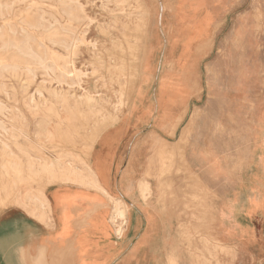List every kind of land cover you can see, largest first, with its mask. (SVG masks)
I'll list each match as a JSON object with an SVG mask.
<instances>
[{
    "label": "crops",
    "instance_id": "crops-1",
    "mask_svg": "<svg viewBox=\"0 0 264 264\" xmlns=\"http://www.w3.org/2000/svg\"><path fill=\"white\" fill-rule=\"evenodd\" d=\"M160 58L157 54L158 68ZM201 60L184 80L191 90L179 113L173 104L161 105L158 75L139 82L145 89L133 95L91 152L97 190L48 187L45 227L23 212L0 215V264H33L36 257L42 264H189L190 253H214L219 264H264V233L255 228L264 225V143L255 137L256 155L237 169L234 155H223L215 141L209 144L200 127L195 137L186 138L189 116L203 99ZM179 81L164 79L170 86ZM177 115L181 122L173 132ZM180 126L187 168L178 174L161 161L175 154ZM113 201L124 212L120 237L110 217Z\"/></svg>",
    "mask_w": 264,
    "mask_h": 264
},
{
    "label": "bare ground",
    "instance_id": "bare-ground-1",
    "mask_svg": "<svg viewBox=\"0 0 264 264\" xmlns=\"http://www.w3.org/2000/svg\"><path fill=\"white\" fill-rule=\"evenodd\" d=\"M11 1H0V92H4L7 89L5 84L1 82V78L8 76V78L19 80L20 82L25 81L26 83L21 86V90L22 92H26L28 84L33 83L35 78L40 75L42 80L36 86L35 94L25 96L23 101L32 114L41 113L45 122L49 120L51 122V119L55 118L60 124L66 123L68 130L82 126L81 123L80 125L76 124L80 120L78 118L85 120L88 115L91 117H104L102 115V102L105 101V98L99 97L98 91L91 93L82 89L81 77L83 76V72L75 68V62L81 55L82 47L89 54L92 72H96L98 68H104L105 64V61L99 56L95 43L87 42L85 37L87 27L94 22V19H91L86 13L85 6L81 4L80 0H58L59 8L57 11L65 19V24L62 25L55 19L53 22H48L45 27H42L41 25L45 21L42 15H39V18L32 22L27 19H21L18 23L19 25H15L10 11L12 4L17 0ZM93 1H99L100 9L110 13V27L118 24L123 42H119L115 48H118L122 56L125 55V49L127 48L126 50L133 57L132 77H139V82L141 85H144L151 78L158 75V88H161L160 85L164 86V79L172 76L174 73L176 74L175 68H177L176 63L170 61L169 57L171 36L173 32L177 33L178 31L177 26L173 22V19L176 17L175 10L177 7L171 3V0H161V6L159 4L160 0H156V5L150 7L146 2L142 3L140 1V4L133 11L129 12L124 9L125 6L123 4L126 3V0ZM87 4H90V2L87 1ZM108 7L117 8V13L119 14L112 15L113 10ZM252 11V24L249 26L250 23L246 22L244 25H241V31L236 29L235 32L238 36H243L246 33L250 46L258 50L259 43H262L261 37L259 38L258 36L264 33H261L262 27L264 28V5H260L258 0H253ZM132 24H134L136 30L139 32V43L134 47L129 45L127 38V31ZM208 24L213 26L212 22H208ZM40 27V35L34 37L30 32ZM213 28L215 29V27ZM101 30L106 32L107 26H102ZM204 32V28L199 27L197 35ZM248 32H250L249 37ZM213 33L212 31L198 42L193 40L195 43L192 46L190 55L185 60L186 64L182 69L178 84V88L181 91L180 94L184 95L187 92L188 86L184 80L189 79L196 72L195 64L200 59L191 58L193 48L201 44L203 50L207 51ZM37 41L39 45L35 46L34 44ZM184 42V46L190 43L187 42V39ZM157 52L161 53L160 68L157 65ZM196 53L198 55V51ZM203 53L201 52L199 55L203 56ZM255 53L257 54V51ZM120 59V65L116 68L118 76L123 75L124 72L123 57H120ZM169 67L172 69L170 70ZM108 72H110L109 69ZM143 89L145 88L142 86L136 89L131 87L128 89V93L132 94L134 92L133 94L137 95ZM76 91H79L78 95H76ZM44 93L59 101V104H61L59 106L61 107L60 111H58V107L55 108L51 103L47 104L43 96ZM119 95L116 104L113 106L114 112H117L124 106L122 94L120 93ZM183 103H181L182 106ZM111 119L115 123L119 120V117L115 114ZM17 121H21V123L23 121V116L19 114V111L10 110L0 103V159L2 163L0 164V168L1 170L3 169L2 175L7 177L6 186L4 185L2 188L4 190L8 188L11 191L9 196L0 199V206L17 205L29 217L42 223L45 227L50 224V205L45 195V190L48 187L70 185L89 187L97 190L98 184L88 161V164L84 161L82 162L78 156L71 153L66 147L60 148L52 143L56 135L50 130L51 128H45L40 133L35 132L33 134L34 141H32L29 133L23 128L15 126ZM174 122L176 123L173 125V132L179 121ZM73 132L71 135L76 136V131L73 130ZM102 132V129H98L93 133L92 138H90L87 146L88 156L91 155L93 147ZM184 135L180 138L177 145L174 146L173 150L175 153L177 151L181 152L185 141ZM42 137L48 140L47 142L51 144V148H58L52 150L51 155L44 153L45 142H43ZM21 140L25 143L21 144ZM25 145H30V147H26ZM77 161L80 163V168L76 166ZM145 190L147 189L145 188ZM113 203L114 208L110 216L111 222L114 226V234L116 237H120L124 230V212L119 210L120 204L118 201H113ZM37 250L39 251V249ZM40 251L42 252V250ZM36 258H33V260L35 259L33 264H42L41 257L39 259L38 257Z\"/></svg>",
    "mask_w": 264,
    "mask_h": 264
},
{
    "label": "rangeland",
    "instance_id": "rangeland-1",
    "mask_svg": "<svg viewBox=\"0 0 264 264\" xmlns=\"http://www.w3.org/2000/svg\"><path fill=\"white\" fill-rule=\"evenodd\" d=\"M0 1L9 2L11 0ZM87 1L90 4H87ZM103 1L105 2V0ZM140 1L142 3L146 2L149 7L156 5V0H126V3L123 4L125 6L124 9L129 12L133 11L140 4ZM252 1L171 0V3L177 7L175 10L176 17L173 19V22L178 29L177 33L173 32L170 39L169 57L170 61L176 63L177 67L175 68L176 74L174 73L171 77H179L178 79L180 80L182 69L186 64L185 60L190 55L192 46L195 43L193 40L198 42L212 31L214 32L207 51L203 50L201 44L193 48L191 58L202 57V60L199 62V72L203 78V99L199 104V109H193L189 116L188 120L191 123L192 129L186 134V138L187 136L190 138L195 137L199 131L198 127H200L203 137L207 141L211 140L208 142L209 144L215 141L223 155H234L237 169L241 167L247 156L252 153L256 155L253 148L255 137H259L262 143H264V28L262 27L263 30L261 31L263 34H259L258 36L262 39V43L260 42L257 48L258 50L250 46L246 33L243 36H238L235 32L236 29L241 31V25H244L246 22L250 23L249 26L252 24ZM258 1L260 5H264V0ZM80 2L85 6L88 16L94 19V22L87 27L85 35L87 42L95 43L99 56L102 57L105 64L104 68H98L96 72H92L89 54L82 47L81 55L75 62V68L83 72V76L81 77L82 89L91 93L98 91L99 97L105 98V101L102 102V115L104 117L99 118L88 115L85 120L78 118L80 120L76 124L80 125L81 123L82 126L68 130L66 123L60 124L55 118H52L51 122L50 120L45 122L41 113L32 114L23 101L25 96L35 94V88L42 80L40 75L35 78L33 83L28 84L26 92H22L21 90V86L26 83L25 81L20 82L19 80L8 78V76L1 78V82L5 84L7 89L4 92H0V103L10 110L19 111V114L23 116V121L22 123L21 121H17L15 126L21 127L29 133L32 141H34L33 134L35 132L40 133L45 128H51L50 130L56 135L52 141L54 145L60 148L66 147L71 153L78 156L82 162L84 161L88 164L90 156L87 155V146L90 138H92L96 130L102 129L104 132L119 122L118 120L113 123L111 118L116 114L120 119L125 113L134 95V92L129 94L128 89L131 87L136 89L139 86V77H132L131 75L133 73V57L126 50L127 48L123 56L118 48H115L119 42H123V38L119 32L120 28H118V24L109 26L111 20L110 13L100 9L99 1L80 0ZM159 4L161 6V0ZM109 6L111 5L109 4ZM58 8V0H17L11 6L10 15L13 17L15 25H19L18 23L21 19H27L31 22L35 21L39 18V15H42L45 19L41 25L42 27H45L48 22H53L55 19L64 25L65 19L58 13ZM108 8L113 10L112 15L119 14L117 13V8ZM208 22H212L213 26L208 24ZM102 26H107L106 32L101 30ZM199 27L204 28L205 32L198 34V36ZM40 31L41 27L30 33L34 37H37L40 35ZM247 34L249 37L250 32ZM127 35L130 46L134 47L138 45L139 32L136 30L134 24L129 27ZM185 39H187V42H190L186 46H184ZM34 45L38 46V41ZM196 51H198V55H196ZM256 51L257 54L255 53ZM201 52H204L203 56L199 55ZM159 53L158 57L161 56ZM120 57H123L124 72L123 75L118 76L116 68L120 65ZM108 69L110 72H108ZM177 73L179 74L177 75ZM179 82L171 86L166 83L164 86L159 84L161 88H158L159 86L156 87V90L159 92L161 105L173 104L175 108H178V113L181 111L179 108H182L181 103L184 102L185 96V94H180L181 91L178 88ZM188 90H191V88L188 87ZM120 93L124 100V106L117 112H114L113 106L116 104ZM78 94L79 91H76V95ZM43 96L47 104L51 103L55 108L58 107V111L61 110V107H59L61 104H59L58 100H54L47 93H44ZM175 121H179L177 123L178 126L181 121L179 115L175 117ZM37 124L39 125L37 126ZM73 130L76 131V136L71 135V133H74ZM182 136L183 129L180 126L174 140L180 141ZM47 141L43 138V142H45L43 151L51 155L52 150L58 148H51V144ZM20 143L23 144L25 142L21 140ZM32 145L35 146L34 144ZM26 147H30V145ZM168 158H163L161 162H167L168 165L171 164L175 171H178V174L181 173V170L187 168L183 148H181V152L177 151L172 158ZM254 159L256 160L255 156ZM0 164H2L1 159ZM254 164L256 168L260 167L257 161ZM76 166L78 168L81 167L78 161ZM2 171L3 169L1 170L0 168V199H4L11 194L8 188L5 190L2 188V186H6L7 182V177L2 175ZM7 211L23 212L26 214L17 205L0 206V215ZM255 228L260 233H264V225ZM187 261L189 264H219L214 257V253H190Z\"/></svg>",
    "mask_w": 264,
    "mask_h": 264
}]
</instances>
